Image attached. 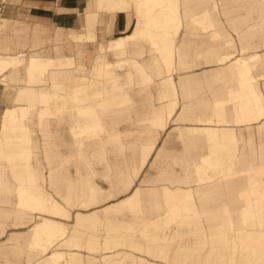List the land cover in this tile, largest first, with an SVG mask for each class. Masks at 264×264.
<instances>
[{
  "label": "bare ground",
  "instance_id": "obj_1",
  "mask_svg": "<svg viewBox=\"0 0 264 264\" xmlns=\"http://www.w3.org/2000/svg\"><path fill=\"white\" fill-rule=\"evenodd\" d=\"M185 1L85 0L82 8L84 20L78 19V28H71L69 32L76 44L69 46L62 22L55 25L52 37H49L45 36L49 29L42 23H35L34 28L28 30L23 19H10L6 26L7 39L0 40V52H12L10 43L13 42L24 46L28 42L24 34L29 31L33 36V49L25 56L1 54L0 76L20 83L26 80L20 75L24 70L28 74L27 81L42 84L46 80L39 75L48 69L47 81L51 85L48 89L40 88L35 96L11 87L5 93V106L0 109V119L5 120L0 122V264H84L78 248L93 250L100 239H93V233L87 232L88 229L95 231L97 236L100 230H104L100 241L104 251L100 254V258L105 259L103 264H158L136 257L133 251H144L157 259L166 258L170 264H202L200 261L233 264L235 256L229 257L223 252L231 240L233 245L238 242L244 252H250L247 264H264V231L256 233L246 227L250 222L264 228V145L258 144L259 157L253 159L249 156L253 146L242 144L245 130L250 132L248 130L253 127L258 136L264 130V42L261 51L252 53L243 50L240 55H234V51L224 50L216 66L203 71L200 77L178 72V45L174 36L187 19ZM90 10L94 12L91 15L88 14ZM119 16L125 19V31L110 34ZM201 30L207 31L203 26ZM78 35H85L86 44L118 37L114 49L121 55H128L126 47L129 44L147 45L154 57L150 64L153 73L142 62L132 59L139 80L136 89L150 91V86L155 83H151L153 78L162 77V81L152 87L155 89L153 102L158 104L149 101L150 105L146 107L150 115L140 118L139 129L163 131L170 123L186 122V128L177 127L183 149L173 155L156 153L153 156L157 174L150 186L132 187L134 179L149 162L156 140L142 138V134L135 135L130 143H124L119 134L107 135L106 140L94 139L103 128L99 124V114L92 109L93 104L100 109L104 103L116 105L115 111L120 113L134 110L130 93L135 88L126 90L125 94L118 93L126 61L112 60L93 65L91 52H84L83 43L76 40ZM67 47L71 51H67ZM101 49V46L97 47V50ZM36 68L42 71L36 73ZM70 71L90 75L91 79L86 81V77L75 74L65 78V73ZM173 72L177 73L175 84L171 80ZM131 74L132 71L124 75L123 83L128 86L133 83ZM101 78L107 81L105 87L111 97H105L102 91L95 95L91 93ZM219 84L226 91H210L212 101L206 99L204 92ZM176 94L181 99L182 109L173 119ZM164 99L168 100L165 105ZM63 108H66L64 112H73L67 122L75 148L73 159L88 166L86 158L103 157L107 144L115 146L118 153L128 148L134 154L135 163L130 168L124 166L115 176L123 185L121 191L128 193L123 199H115L101 209L106 215L105 221H101L95 211L96 205L102 202L104 190L94 182H88L80 194H76L75 186L67 184L66 192L61 195L62 203L37 181L39 176L33 162L35 153L30 149V141L37 146V140L28 135L26 118L35 116L45 138L55 133L49 131L51 123L58 127L59 123L66 122ZM82 118L88 122L80 125ZM230 125H239V128L231 130ZM12 147L19 148V152L11 155L6 151ZM90 148L100 151L89 153ZM214 156L217 161L213 160ZM71 157L63 162H70ZM45 160L51 166L57 157L45 156ZM163 163L165 166H161ZM54 175L58 174L50 172L49 179ZM58 192L56 189V194ZM211 201L220 202L222 214L208 223L209 231L206 232L202 217L210 215L211 208L205 205ZM74 207L87 212L76 213L75 228L68 238L62 239L66 228L57 217L68 218L69 209ZM119 215L122 219H116ZM173 227L181 229L174 231V237L188 238L199 233L201 238L173 248L165 255L166 247L157 242H166V230L173 231ZM208 243L211 245L209 249ZM63 246L70 247L65 256L59 252ZM85 261L86 264L94 262L89 257Z\"/></svg>",
  "mask_w": 264,
  "mask_h": 264
},
{
  "label": "crops",
  "instance_id": "obj_2",
  "mask_svg": "<svg viewBox=\"0 0 264 264\" xmlns=\"http://www.w3.org/2000/svg\"><path fill=\"white\" fill-rule=\"evenodd\" d=\"M187 19L183 22V27L179 32L177 38L178 45V72L188 73L193 78L200 77L203 71H208L216 66V61L224 50L234 51V55H240L243 50L246 53L260 50L264 42V0H186ZM85 0H11L5 6V9L11 8L15 13V17L30 21L42 22L46 25H51L49 37H52L53 25L59 22L64 27L68 41L66 44L75 45L73 37H71L70 29L78 28L76 20H74L75 12L82 10ZM28 6V7H27ZM58 14H66L64 17L58 18ZM72 16H74L72 18ZM66 25L65 22L70 21ZM207 29L203 32L202 26ZM125 31V19L119 16L115 25L111 28V33H122ZM78 32V31H77ZM107 31L105 30V33ZM212 33V34H211ZM215 33V35H213ZM216 34H219L218 36ZM215 36V37H214ZM77 42H82L84 45V52H93L96 45L85 43V35H78ZM225 42V43H222ZM221 43L223 46H221ZM71 51L67 47V51ZM127 54L131 57L139 59L151 73V62L154 57L147 45L129 44L126 47ZM261 53V52H260ZM261 73V72H259ZM176 74L171 76L173 84H175ZM162 77H156L153 86L160 84ZM150 86V91L147 89H135L131 95L133 111L120 113L112 110L116 105L99 116V123L103 130L94 139L106 140L107 135L119 134L124 143H130L135 139V135L142 134V138L156 140V147L149 156V162L142 168L141 173L134 179L132 187L141 185L142 187L153 184L157 172L156 164L152 162L153 156L158 154L173 155L175 153L168 150L166 143L169 139L174 137V141L181 144V137L178 135L177 127L186 128V122H178V125L170 123L162 130L147 129L140 130V118L148 117L150 115L149 109L146 106L150 105L152 100L153 105L157 106V102H153L155 98V89ZM152 88V89H151ZM262 88V86H261ZM148 89V90H149ZM216 91L221 93L225 91L223 85L219 84L210 90L205 91L206 99L212 101L211 92ZM175 91V89H174ZM211 91V92H210ZM224 97H217L216 99H223ZM168 100H163L165 105ZM145 107V108H144ZM198 106H196V109ZM146 109V110H145ZM182 107L175 111L174 118L181 112ZM190 123V122H188ZM224 127L222 124H218ZM176 127V128H174ZM231 130L239 128V125H230ZM34 137L37 140L38 149L35 151L34 165L36 166L39 179L37 181L42 183L44 187L49 190L57 199H61L60 195L66 192V185L72 184L75 186L76 194L81 192V189L87 185L88 182H94L97 186L104 189L102 193V204L109 203L125 195L127 192H122L123 185L117 182L115 176L124 166L130 168L135 163L134 154L131 150L126 148L123 152L118 153L115 146L107 144L103 157L89 156L87 159L88 166L80 161L73 159L75 148L73 145V138L70 136L68 128L61 125L56 127L53 131L56 133V149L55 154L57 160L54 164L49 166L45 160L42 150V136L39 129L36 127ZM163 135L162 142H158L160 136ZM92 140V137H87ZM177 139V140H176ZM186 139V137L182 138ZM188 139V138H187ZM172 143L170 144L171 147ZM182 146V145H181ZM183 149V148H182ZM162 150V153H159ZM90 151H100V149H92ZM72 156V157H71ZM71 157L70 162L64 163V159ZM164 165L161 164V166ZM165 166V165H164ZM178 170V169H177ZM93 172V174L91 173ZM50 172L58 174L49 179ZM99 179L106 181L107 186H103ZM150 180L149 182H146ZM51 183V185L49 184ZM131 187V188H132ZM57 188L59 194H56L54 189ZM80 201V199H79ZM75 207L73 208V212ZM136 257H141L145 261L156 262L158 264H167L164 261H154L145 252L133 251ZM84 264H86V257L95 260L94 255L82 251ZM4 259L2 260V262ZM5 263V262H4ZM169 264V263H168Z\"/></svg>",
  "mask_w": 264,
  "mask_h": 264
},
{
  "label": "rangeland",
  "instance_id": "obj_3",
  "mask_svg": "<svg viewBox=\"0 0 264 264\" xmlns=\"http://www.w3.org/2000/svg\"><path fill=\"white\" fill-rule=\"evenodd\" d=\"M11 0H0V40H2V42H4V40L7 39V35H6V30L8 28H6L8 22L11 20H14L15 18H18V17H15L13 11H11V8H8V9H5L1 6H5L8 2H10ZM94 12L90 10V12L88 13L89 15L93 14ZM58 18H61V17H64L63 14H58L57 15ZM75 16V17H74ZM74 16H72V18L74 17L75 19L74 20H78V19H81V20H84L83 17H84V12L82 10L80 11H77L75 12ZM26 22L27 24V28L28 30H32L34 28V25L36 22H30V21H26V20H23ZM73 21V20H72ZM24 22V23H25ZM79 22V21H78ZM6 23V25H5ZM37 23H42V22H37ZM44 24V26L49 29L47 31V33L45 32V36H49L50 35V31L51 29L49 27H51V25H46L45 23H42ZM136 26V25H135ZM55 27V24L53 25V29ZM138 27V26H136ZM134 30V29H133ZM132 30V31H133ZM179 32H180V29H178V33L174 36V39L176 40L178 38V35H179ZM53 33V32H52ZM109 34V33H108ZM24 37L26 39V46L24 44V46H21L20 43H16V42H13V43H10V46L12 48V52L10 51H5V52H0V55L1 54H6V56L12 54V57H17V56H25L27 54V52H29L31 49H33L31 47V44L33 43V36L31 34V31H29L28 33L24 34ZM114 39L116 40H107V39H103V40H100L98 42H90L88 41V43L90 45H96V49L91 52V60H92V63L93 65H96L98 62L100 63H106L108 61H117V60H125L126 61V66L123 68V74L122 76L120 77V86H119V90H118V93L119 94H125L126 90H131V89H136L139 87V80H138V74H137V70L136 68L131 64L132 62V59L135 60L136 62H141L139 59L135 58V57H131L130 55H121V54H117L119 51L118 50H115V41L118 40V37H115ZM51 44V42L47 45L49 46ZM128 44V43H127ZM98 46H101L102 49L101 50H97V47ZM24 47V48H23ZM259 53V52H258ZM3 57V56H2ZM46 66L42 67V69H45ZM110 68V67H109ZM23 69V67L21 68ZM42 69H38L36 68L35 72L36 73H39L40 71H42ZM110 70V69H109ZM44 72H41V74L39 75L41 78L45 79L46 81H44L42 84H35V83H32L30 82L29 80L27 81V76L28 74L26 75L24 70H21L20 71V75L21 77L25 78L26 80L23 81V82H20V83H17V82H13V81H10V80H7L3 77L0 76V109L3 108L6 104V99H5V93L9 90V88L13 87L15 89H18V88H21L23 89L24 91H26L27 93H32L34 96L37 95V91L40 90V88H46L48 89L50 87V82L47 81V77H48V69L47 70H43ZM112 71V70H110ZM132 71V79H133V83H131V85H126L124 84V75L128 72H131ZM70 71L68 73H65V78H68L70 76V74H75V75H79V77H86V81L90 80L91 77L90 75L89 76H82V75H85V74H78L79 72L77 71ZM2 73V70L0 69V75ZM176 74V72H173V74ZM177 77V76H176ZM67 80V79H66ZM176 80V79H175ZM97 82L99 84L95 85L94 87L95 88H92L91 89V93L93 95L97 94L98 92H101L103 93V95L105 97L109 96L111 97L110 94V91L107 92V88L105 87L108 83L106 80H104L103 78L97 80ZM155 82V78L152 79L151 83ZM81 83V82H79ZM82 84V83H81ZM43 85V86H42ZM226 91V90H225ZM224 91V92H225ZM176 92V91H175ZM175 98V101L177 102V105H176V110L179 108V106H181V99L180 97H178V95L176 94L174 96ZM70 108V107H69ZM110 108H112V106H108L104 103V106H103V109H100L99 107H97L95 104H93V111H95L98 115V117L102 114H104L106 111L108 110H111ZM112 110H115V108H113ZM66 111V108H63V115H65V121L66 122H61L59 123V126L63 125L65 126L66 128L69 127L68 125V121H69V116L70 114L73 115V112L71 111L70 114L68 112H64ZM65 113V114H64ZM264 117V115H263ZM27 120L25 121L26 122V126L28 127V135H32L34 136L35 134V127L37 129H39V127L37 126V121L35 119V116L34 115H30V117L28 116L26 118ZM83 119V118H82ZM1 121H5L3 119H0V122ZM86 119H83L80 121V125H83L86 123ZM88 122V121H87ZM100 124V123H99ZM169 125V124H168ZM255 125V123L253 124ZM101 126V124H100ZM57 127V125L55 123H51V125L49 126V131H52ZM102 127V126H101ZM39 131L41 132V130L39 129ZM248 131L250 132H247L245 130V132L243 133V139H242V144L244 145H247L248 143H250L252 146H253V151L249 154L250 157H252L253 159H258L259 157V154H258V150H257V146L258 144L261 142L263 145H264V130H263V133L261 134V136H258L256 133V131L253 129V127H251V129H249ZM42 136V135H41ZM56 133H54L53 135L51 136H47L45 138L42 137V150H43V153H44V157L45 156H55V149H56ZM233 137L229 138V139H232ZM164 139L163 135L160 136L158 142H162V140ZM173 138L169 139L166 143L165 146H167L168 150L171 151V152H179L182 150V146L180 143H178V141H174ZM177 140V139H176ZM31 143V146H30V149L32 151V153H35V151L38 149V146H34V144H32V142L30 141ZM34 143V142H33ZM172 143L171 147H170V144ZM19 148H6V151H9L11 153V155H13L15 152H19ZM222 156L219 155V159H221ZM33 160H34V157H33ZM215 161H217V157L214 156V159ZM220 164L223 165V162L220 161ZM173 168L175 169H178L177 166H173ZM208 171L210 173H212L211 169H208ZM157 171L155 170V173ZM137 178V177H136ZM99 182L102 183L103 186H107V183L106 181H103L101 179H99ZM134 187H137L134 186ZM56 189H54L55 193H56ZM104 190V189H103ZM127 194L123 195L122 197L118 198L119 200L123 199V197H125ZM54 196V195H53ZM61 196V195H60ZM116 199V200H118ZM59 200V199H58ZM60 202L63 203L62 199L59 200ZM115 201V200H113ZM108 203H99L96 205L97 208H95V211H97L98 213L96 214L98 216V218L101 220V221H105L106 219V215H103V213L101 212V209L106 206ZM205 206L211 208V211L209 212L210 215L206 216V217H202V222L204 223L205 225V231L208 232L209 231V228H208V223L209 222H212L214 220H216L217 218H219V216L222 214V212L220 211L219 207H220V202L218 201H211V202H208ZM197 207L198 209L200 210V205L199 203L197 202ZM99 210V211H98ZM80 210L76 209L74 210L73 212V208H70L69 209V213H70V216L67 218V217H57V220L58 221H61L63 222L65 228H66V233L63 235L62 239L63 238H68L70 235H71V232L73 231V229L75 228L73 225H74V219H75V215L77 212H79ZM80 212H87L85 210H81ZM110 218V216H109ZM207 218H210L209 220H207ZM116 219H122V216L119 215ZM115 219V220H116ZM124 220H127L125 219V217H123ZM257 221V220H256ZM176 225V224H175ZM174 225V226H175ZM247 228H250V229H253L256 233L261 230V231H264V228H261L259 227V224H254L252 225V223H248V225L246 226ZM7 231L9 232V230L7 229ZM174 231H181L180 228H177V227H173V231L172 230H166V236L168 238V240L166 242H157L158 245H163L166 247L165 249V255L168 254V253H171L172 252V249L173 248H177L178 246H183V245H187V244H190V243H193L195 241H198L199 238H201V235L198 233L194 236H191V237H183V238H180V237H174L175 235V232ZM87 232H92L93 235H92V238L95 239L97 237H99V242L95 243V248L93 250H87L85 248H78L77 252L81 254L82 251H86L92 255H94V257H96V264H103L104 260L105 259H101L100 258V254H102L104 251H103V244L100 242L103 240V236H104V230H100V234L99 236H97V234H95L96 232L93 231V230H89ZM165 232V231H164ZM173 236V238H172ZM61 239V240H62ZM230 244H228V246L226 247V249L224 250L223 249V252L231 257V256H235V260L233 262V264H247V261L250 260V257L249 256V251L247 252H244L243 249L241 248V245L238 243V242H235L234 245H233V241L231 240L229 242ZM196 244V243H195ZM151 245V243H150ZM233 245V246H232ZM152 246H153V243H152ZM210 243L207 244V249H209L210 247ZM143 247V246H142ZM61 249L59 250V252H62L63 255L65 256V254L67 255L70 250V247L68 248H64L63 247H60ZM69 250V251H68ZM71 250H74L71 248ZM144 250V248H143ZM140 252H144V251H140ZM22 254L24 255V252L22 251ZM151 259L153 260H157V261H164L166 262L167 264L169 263V261L165 258V259H157V258H154L152 256H150ZM84 259V258H83ZM93 264L95 263V260H93ZM200 263L202 264H207V263H211L210 261L208 262H201ZM170 264V263H169Z\"/></svg>",
  "mask_w": 264,
  "mask_h": 264
}]
</instances>
